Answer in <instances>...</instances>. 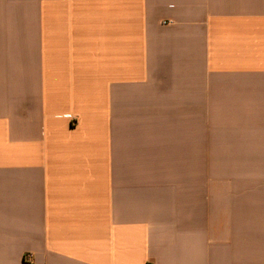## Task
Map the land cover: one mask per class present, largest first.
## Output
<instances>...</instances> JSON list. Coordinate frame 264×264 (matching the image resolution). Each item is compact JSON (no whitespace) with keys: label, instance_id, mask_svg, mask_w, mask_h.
<instances>
[{"label":"crops","instance_id":"obj_1","mask_svg":"<svg viewBox=\"0 0 264 264\" xmlns=\"http://www.w3.org/2000/svg\"><path fill=\"white\" fill-rule=\"evenodd\" d=\"M0 264H264V0H0Z\"/></svg>","mask_w":264,"mask_h":264},{"label":"rangeland","instance_id":"obj_2","mask_svg":"<svg viewBox=\"0 0 264 264\" xmlns=\"http://www.w3.org/2000/svg\"><path fill=\"white\" fill-rule=\"evenodd\" d=\"M192 165H193V167H200V165H201V160H200V159H197V158H194V159L192 160Z\"/></svg>","mask_w":264,"mask_h":264}]
</instances>
